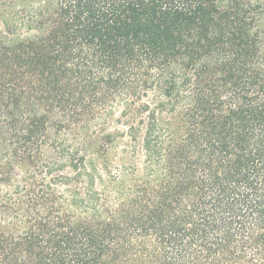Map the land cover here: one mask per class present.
Listing matches in <instances>:
<instances>
[{
  "label": "trees",
  "instance_id": "obj_1",
  "mask_svg": "<svg viewBox=\"0 0 264 264\" xmlns=\"http://www.w3.org/2000/svg\"><path fill=\"white\" fill-rule=\"evenodd\" d=\"M0 264H264V0H0Z\"/></svg>",
  "mask_w": 264,
  "mask_h": 264
}]
</instances>
